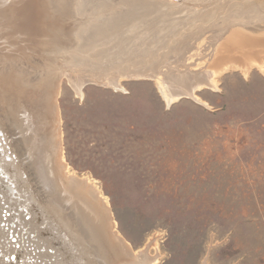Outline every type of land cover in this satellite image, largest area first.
I'll return each mask as SVG.
<instances>
[{
	"label": "rangeland",
	"instance_id": "374dc122",
	"mask_svg": "<svg viewBox=\"0 0 264 264\" xmlns=\"http://www.w3.org/2000/svg\"><path fill=\"white\" fill-rule=\"evenodd\" d=\"M221 2L222 9L213 13ZM231 2L172 4L174 10L187 4L199 12L191 13L194 22L152 1L153 17L174 18L171 24L177 28L163 44L170 51L161 47L154 58L128 56L115 68L112 61L104 73L71 66L76 77L64 73L54 83L65 164L97 187L116 229L147 264H264V70L252 68L248 77L230 68L219 75L212 66L215 37L221 32L215 19L233 7ZM242 6L237 7H248ZM263 23L251 22L249 28L263 27L264 32ZM121 24L120 41L130 37L125 30L142 27ZM29 59L30 66L20 60L1 63V68L9 64L28 70L10 74L17 90L27 85L30 90L48 77L49 60L57 65L45 53ZM169 72L191 77L197 97L182 96L168 106L159 82ZM71 76L94 80L78 94ZM108 79L120 85L100 82ZM32 95L39 98L36 89ZM34 190L38 193L35 185ZM31 215L38 216L31 226L33 238L37 231L45 236L42 231L49 227L40 220L43 214L31 210Z\"/></svg>",
	"mask_w": 264,
	"mask_h": 264
},
{
	"label": "bare ground",
	"instance_id": "6f19581e",
	"mask_svg": "<svg viewBox=\"0 0 264 264\" xmlns=\"http://www.w3.org/2000/svg\"><path fill=\"white\" fill-rule=\"evenodd\" d=\"M152 1L192 20L196 17L191 13L199 15L187 4L172 9V4L180 0H0V66L2 61H21L24 56L26 61L21 62L29 65L30 56L44 53L47 59L57 60L56 66L49 60L47 66L52 70L48 77L43 80L42 76L36 83L28 79V84H34L23 91L10 83V74L13 69L21 70L19 75L28 70L9 64L0 67V264H147L142 252L134 251L116 229V221L97 187L89 178L70 172L65 164L54 83L61 74L72 73L71 66L104 73L112 61L119 67L128 56L156 55L177 27L171 24L174 18L170 21L151 15ZM232 1L233 7L222 10L225 12L215 19L221 29L215 37V50H211L215 73L230 68L240 69L245 75L255 67L264 70L263 27L249 28L251 22L264 21V0ZM222 5L224 2L215 5L213 11L209 9L217 13ZM121 23H139L142 27L133 25L125 30L130 37L120 41ZM71 80L76 92L82 94L85 84L94 78ZM100 82L120 85L112 79ZM159 83L168 106L182 96L197 97L191 77L174 72ZM35 89L39 98L32 95ZM31 210L43 214L40 220L49 227L42 231L45 236L37 231L33 238L31 226L38 216L32 217Z\"/></svg>",
	"mask_w": 264,
	"mask_h": 264
}]
</instances>
